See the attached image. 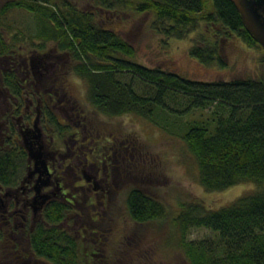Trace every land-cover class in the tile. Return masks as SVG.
<instances>
[{
  "label": "trees",
  "instance_id": "trees-1",
  "mask_svg": "<svg viewBox=\"0 0 264 264\" xmlns=\"http://www.w3.org/2000/svg\"><path fill=\"white\" fill-rule=\"evenodd\" d=\"M92 5L95 12L56 0H7L2 5L0 59L12 62L3 80L16 102L13 115L18 116L21 110L23 122H29L26 101L39 103L45 122L44 152L57 158L69 154L65 150L70 151L75 142L70 122H76L86 109L107 119L141 118L179 138L194 159L198 183L206 192H222L245 183L255 186L254 191L218 210L207 209L200 201L179 205L170 226L186 262L264 264V73L256 78L203 82L144 67L135 62V49L105 28V18L97 14H148L156 34L170 40L194 35L188 55L202 66L225 69L223 46L228 39L236 37L249 48L261 50L244 29L234 6L227 0H92ZM3 31L10 35L9 42ZM45 63L52 67L50 73ZM259 65L264 71V51ZM63 74L82 81L86 92L84 104L69 101L72 118L60 121L53 109L64 94L54 89V83L59 87ZM167 99L179 101L182 108H170ZM195 111H207L208 116L178 122ZM77 125L81 133L96 139V129L87 130L81 121ZM7 135L0 144V189L10 196L8 205L0 204V223L8 231L0 230V264H106L97 261L96 249L83 247L63 226L76 202L64 185L71 174L60 172L55 178L57 186L47 192L49 200L33 214L28 155L14 139L11 122ZM98 144L96 154L87 157L79 146L75 156L82 165L85 158L94 157L111 172L110 160L115 154L121 152L124 161L135 164L147 156L141 144L132 147L129 140L126 147L120 144L111 150ZM88 186L91 200L96 201L95 185ZM17 200L22 204L17 206ZM123 210L137 225L163 223L169 216L161 202L138 188L126 193ZM191 228H204L215 236L187 241Z\"/></svg>",
  "mask_w": 264,
  "mask_h": 264
},
{
  "label": "rangeland",
  "instance_id": "rangeland-1",
  "mask_svg": "<svg viewBox=\"0 0 264 264\" xmlns=\"http://www.w3.org/2000/svg\"><path fill=\"white\" fill-rule=\"evenodd\" d=\"M6 1L0 0V8ZM56 1L59 4L68 2L78 9L95 12L92 0ZM97 14L105 18L103 24L105 28L115 31L135 49V62L144 67L160 68L191 80L203 82L256 78L261 72L264 73L259 65V58L263 50L249 48L239 38L232 37L223 46L227 68L205 67L188 55L191 38L194 35L183 40L164 38L150 28L151 16L148 14L134 15L127 11L114 14L98 11ZM2 34L5 41L9 42L10 35L4 31ZM45 64L48 73H50L52 67L50 68V65ZM10 65L12 62L9 59H0V72L2 69L10 68ZM60 82L59 87H56L57 83H54V89L59 90L64 96L61 98L62 102L58 104L57 109H53V112L55 111L59 120L62 121L63 118L72 116L70 114L73 113V106L69 102L70 100L84 104L86 88L82 81L72 75L63 74ZM166 103L173 109L182 108L179 101L173 102L171 99H167ZM10 104H13L12 101ZM26 104L25 109L28 111L30 121L24 123L21 120L19 125L21 124L23 129L29 128L33 131V135H39L37 138L39 141L40 138L45 137L43 130L45 122L41 119L40 108L34 101L27 100ZM36 107L38 108L36 109ZM84 113L77 116L76 122L75 120L70 122L72 130H75L74 134L76 133L74 139H77L75 142L73 141V147L70 149L73 160L70 164L76 161L78 167L81 166L80 158L75 156V152L79 149L83 137L90 138L87 132L81 133V127L77 125V122L80 123V121L86 125L87 130L93 127L96 129L95 132L101 135L99 138L97 134L93 133L96 139H92L91 150L89 149V141L81 147L87 153L86 155H90L91 152L96 154L100 148L98 142L111 150L120 144L126 147L128 140L132 147H137V143L141 144L143 151L147 153L146 158L142 156L137 164L133 160V163L124 161L121 152L115 154L113 160H110L111 172L108 169L104 173L106 179L101 176L102 170L105 168L101 159L97 162L96 158L91 157L93 166L87 165L88 163L83 166L88 178L87 182L96 181L98 185L107 184L108 190L98 188L97 191H93L94 194H97L95 196L96 201L91 200L93 195L90 191L91 188L87 182L82 180L80 171L78 172L77 168H68L71 165L65 162L67 158L64 154L63 157L56 158L54 165H52L53 178L60 176L61 171L64 172V175L65 172L71 174L64 185L67 186V191L76 197V202L73 203V212L63 226L79 240L83 247L92 246L96 249V259L99 263L188 264L171 233L170 220L178 210L179 205L189 201H200L207 209L218 210L229 205L240 196L255 190L253 184L245 183L222 192H206L198 183L194 159L188 154L186 147L179 138L169 136L149 122L134 116L107 119L92 114L88 109L84 110ZM207 116V111H195L189 116L181 117L178 122L184 123L192 119H204ZM14 137L22 146L25 140L18 136ZM37 141L27 139V143L30 142L33 152L38 150ZM43 141H41L42 147ZM131 164L134 165L130 166ZM132 188H138L161 202L169 213L167 220L163 223L145 225H137L131 222L123 210V200L126 193ZM45 192L47 193L48 189ZM35 207L38 205L36 204ZM29 208L32 209L30 206ZM28 215L32 218L30 212ZM38 216L39 214L34 219ZM0 230H5V233L8 234L1 223ZM214 236L210 230L191 228L187 232L186 240L197 242L213 239Z\"/></svg>",
  "mask_w": 264,
  "mask_h": 264
},
{
  "label": "flooded vegetation",
  "instance_id": "flooded-vegetation-1",
  "mask_svg": "<svg viewBox=\"0 0 264 264\" xmlns=\"http://www.w3.org/2000/svg\"><path fill=\"white\" fill-rule=\"evenodd\" d=\"M8 71H9V67H7L6 69H2V71L0 72V140L2 139L1 140V143H3L4 142V139L5 138H8V135L7 134H8V131H9V123L11 122L14 125V127H15V136H18V137L22 138V140H25L26 141V142L24 141V143L22 145V147L24 148V150H25V146H27V148H29V149L32 150V148L30 147V142L27 143V139L28 140L29 139H35L37 141L38 140L37 138H38L39 135L35 136V135H33V131H31L29 128L23 129L22 126H21V124L19 125V122L23 119L24 112H21V110H20V113L21 114H19L18 116H14L13 115V111L15 110V107H14L13 104H10V102L12 101V103H14V104L16 102L11 97V95H10L9 90L7 89V87H5L4 80H3L4 73L5 72H8ZM37 106L39 107V103H38ZM38 107H36V109ZM25 111H26V109H25ZM27 112L28 111H26L25 113H27ZM86 137H83V140H85V141L82 140L80 145L83 146L85 144V142L88 143V141H89L90 142V144H89L90 145V148L89 149L91 150V142H92V139L86 138ZM43 140H44V137L43 138H40L39 141L36 142L37 145H38V143H40V145H42L41 144V141H43ZM72 147H73V144L71 145V149H72ZM68 153L69 154H67L65 156L67 158V160H65V162H68L70 164V162L73 161L72 158H71L72 153H70V151H68ZM86 154L87 153L84 150V157L86 156ZM44 155H45L46 160H48L47 161V166H48L49 173H50V184H49L48 187L42 189L41 192H40V194H47L48 195V193L45 192L46 189L50 190L53 186H57L56 179L53 178L52 173H51V172H53V170H52V167L53 166L52 165H54L53 163L56 161V158L57 157L56 156H53V155L51 156L49 154H46L45 152H44ZM28 163H29V168H28V173H29L30 169H32V167H33V163L30 160H28ZM76 163L77 162L74 161V163H71L70 165L71 166L74 165V168H77L80 171L82 180L85 181V182H87L88 178H87V175H86L85 171L83 170V166H85V163L86 164L88 163L87 165L93 166L92 164H94V163L92 162V160L90 158L89 159H86L85 158L83 160V164L84 165H82L81 162H80V164H81L80 167H78L79 165L76 164ZM71 166L68 167V168H72ZM106 168H104L102 170V174H101V176H103L104 179H106V175L104 173L108 170V168L107 169ZM37 179H38V174H35V175L31 176V177H28V175H27V183L29 184L30 187H32L33 193H34V187H35V183H36ZM87 184L88 185H91V186L92 185H95L96 188H95L94 191H97L98 188H102V190H107V184H104V183H103V185H101V184L98 185V183H96V181H95V182H92V183H88L87 182ZM34 195H35V193H34ZM96 195L97 194H95V196ZM8 198H10V196L8 195V193L0 189V204L3 205V206L8 205V200H7ZM20 204H22V202L19 201V200H17L16 205L18 206ZM35 205L36 204L33 203V198H32V201H31V204H30V207L32 208L31 209L32 212H33L34 209H36ZM37 205H38V203H37ZM33 214H34V212H33Z\"/></svg>",
  "mask_w": 264,
  "mask_h": 264
},
{
  "label": "water",
  "instance_id": "water-1",
  "mask_svg": "<svg viewBox=\"0 0 264 264\" xmlns=\"http://www.w3.org/2000/svg\"><path fill=\"white\" fill-rule=\"evenodd\" d=\"M229 1L240 16L242 25L246 32L264 51V0H227ZM35 124V123H34ZM28 159L33 163L28 177L38 174L35 183L33 203L40 209L48 200L49 195L40 194L41 190L50 184V174L48 171L47 160L43 154L42 145L38 144V150L33 152L25 146ZM38 209H34V214Z\"/></svg>",
  "mask_w": 264,
  "mask_h": 264
}]
</instances>
